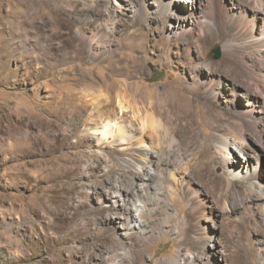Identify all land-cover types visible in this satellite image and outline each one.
<instances>
[{"label":"rangeland","instance_id":"obj_1","mask_svg":"<svg viewBox=\"0 0 264 264\" xmlns=\"http://www.w3.org/2000/svg\"><path fill=\"white\" fill-rule=\"evenodd\" d=\"M161 1L0 0V264H264V200L241 202L264 184L252 189L244 155L218 142L225 121H238L235 105L205 93L248 88L240 65L229 68L221 27L203 40L198 25L183 33L186 13ZM89 76L140 83L102 89L114 97L113 123L135 141L153 132L148 113L161 120L167 134L148 142L172 163L167 174H188V192L154 170L145 189L134 147L100 140L95 128L110 120L95 106L100 92L86 89ZM145 86L161 98L145 101ZM188 106L199 115L185 116ZM228 158L241 163L231 171ZM117 185L123 204L112 198ZM209 206L219 216L203 215ZM131 215L145 227L129 226Z\"/></svg>","mask_w":264,"mask_h":264},{"label":"bare ground","instance_id":"obj_2","mask_svg":"<svg viewBox=\"0 0 264 264\" xmlns=\"http://www.w3.org/2000/svg\"><path fill=\"white\" fill-rule=\"evenodd\" d=\"M158 7L161 10L168 9V12H179L183 10L182 12L186 13V23L188 24L184 26L177 25L176 29L181 30L183 33L187 31L190 33L193 30L192 27L198 25L200 29V38L202 40L207 34L215 32L217 27H221L224 34L222 51L226 55H230L234 58V60L229 63V68L233 70L235 64L239 63L240 68H238V73L239 75L241 74L240 76L246 82L245 85L248 86V88L243 90V87L240 89V85L235 84L237 85L236 88L233 86L232 88H221L223 93L221 92L220 94L216 85H213L214 87L207 86L205 91L206 95L213 99L225 96L229 104L235 105V112L237 114L236 119H238V121H231L230 118L225 121L224 125L226 128L220 133L218 142L223 146H228L232 143L237 146L240 153L244 155L246 161L242 165L247 168V172L243 174V178L250 180L249 186L252 189L255 183L264 184V174L259 170V163L264 156V0H230L228 4L227 0H163L159 3ZM185 26L190 27L187 29ZM78 33L81 34L80 31H78ZM96 36L98 35H95V41L98 40ZM79 37L81 38L83 35ZM95 43L96 42L91 44ZM89 79L86 88L87 91L92 87L93 90L95 89L93 92L94 96H96L95 93L99 91L100 100H103V102L97 104L94 102L93 104H96L95 106L99 105L97 110H100V113L110 120L109 123L95 128V131L99 132L101 136L100 140L108 142L111 140V142L121 144L127 142L129 146L134 147L135 160L142 165H140V171L138 172L142 173L145 170V178L139 177L140 181L145 185V189L149 187L148 180L152 174L151 170H154L155 172H163L177 188L184 190L185 193L188 192L189 188L185 186L188 174L186 172H169L167 174L165 171L172 166V163H170L169 160L163 159L155 150L153 144L148 142L156 130H161V128H163L165 134H167L168 130L161 120L157 119L153 113H148L145 122L149 120L148 125L153 132L145 134V137L142 134L135 141L134 136L130 135L121 124L117 122L113 123V120H115V118H113L114 97L107 96L102 89H107L110 92L111 88L115 85L118 86L119 83L125 86L131 85L138 89L140 83L130 84L127 80L118 82L115 79H112L111 82L98 81L94 76H89ZM225 86H227V84H225ZM135 95H138V91ZM161 96L162 94L157 89L145 86V97H147L145 101H150V103L153 104V102H155L158 97L161 98ZM241 97L243 100L240 99ZM215 102L217 103L218 100ZM119 108L122 109V111L126 110L121 100L119 101ZM208 108H210L209 104L204 103V115L205 110ZM184 112L186 114L185 116L193 114L196 116L199 115L196 108L193 106L185 109ZM260 122L261 124H259ZM146 124L145 130L148 128ZM188 125L192 126L193 122H189ZM247 130H254L257 138H250V136L246 134ZM171 140L172 143L177 142L173 137H171ZM252 161H255V163L253 169L249 170V165ZM224 163L225 166L229 167L232 171L241 161L239 159L228 158ZM153 165L156 166V169L153 168ZM214 183L218 186H225L228 191L231 189L237 190L238 188L230 181L225 185L219 180H214ZM124 195L125 192L121 187L118 185L115 186L112 193L113 201L117 204L122 203ZM263 200L264 194L258 191L253 199L242 198L241 202L245 205L246 209H251L255 205L260 207L259 201ZM135 208L137 213L142 210L140 205H135ZM227 211H229V209H227ZM208 213L210 214L209 219L215 214L219 216V213L210 206L208 211H205L203 215L207 216ZM205 218L206 217L203 216L201 219L204 220ZM125 221L129 226L138 227L140 229L146 225L143 219L137 215L126 216ZM205 229H208V227H205Z\"/></svg>","mask_w":264,"mask_h":264},{"label":"water","instance_id":"obj_3","mask_svg":"<svg viewBox=\"0 0 264 264\" xmlns=\"http://www.w3.org/2000/svg\"><path fill=\"white\" fill-rule=\"evenodd\" d=\"M221 54H220V48L215 49V57L216 58H220Z\"/></svg>","mask_w":264,"mask_h":264}]
</instances>
